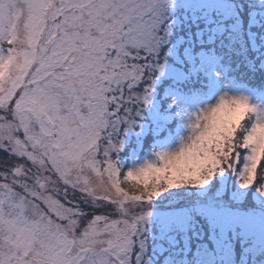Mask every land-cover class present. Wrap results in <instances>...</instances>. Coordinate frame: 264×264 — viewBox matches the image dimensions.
<instances>
[{
	"label": "snow or ice",
	"instance_id": "snow-or-ice-1",
	"mask_svg": "<svg viewBox=\"0 0 264 264\" xmlns=\"http://www.w3.org/2000/svg\"><path fill=\"white\" fill-rule=\"evenodd\" d=\"M0 264H264V0H0Z\"/></svg>",
	"mask_w": 264,
	"mask_h": 264
}]
</instances>
